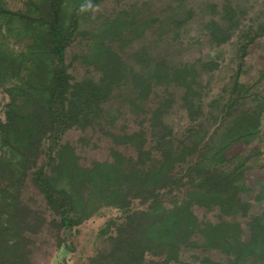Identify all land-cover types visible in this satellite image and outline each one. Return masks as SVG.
<instances>
[{
    "label": "trees",
    "instance_id": "obj_1",
    "mask_svg": "<svg viewBox=\"0 0 264 264\" xmlns=\"http://www.w3.org/2000/svg\"><path fill=\"white\" fill-rule=\"evenodd\" d=\"M104 1L29 0L13 11L0 0V86H9L10 98L0 124V264H38L43 240L62 245L69 231L104 207L123 211V221L111 223L115 235L89 264H153L146 263L148 254L178 263L182 252L197 249L224 256L202 264H264V210L249 219L246 232L236 216L250 210L242 196L248 191L243 160L229 158L233 145L258 139L262 105L234 117L202 153L205 131L190 129L176 140L166 120L169 90L183 88L181 98L193 108L190 97L201 94L203 74L217 67L215 60L178 61L175 52L170 59L166 49L191 51L203 40L219 47L241 19L224 7L220 22L215 5L186 0H130L101 16ZM197 16V40L184 44L181 32ZM10 41L23 47L17 51ZM75 48L79 52L69 59ZM75 62L92 76L76 80L69 72ZM126 114L150 116L152 135L113 136L111 160L84 167L62 143L73 128H114ZM120 145L136 155H124ZM177 167L184 176L174 174ZM175 190L183 196L166 205L164 196ZM134 200L146 207L132 209ZM194 206L218 208L223 219L200 223Z\"/></svg>",
    "mask_w": 264,
    "mask_h": 264
},
{
    "label": "rangeland",
    "instance_id": "obj_2",
    "mask_svg": "<svg viewBox=\"0 0 264 264\" xmlns=\"http://www.w3.org/2000/svg\"><path fill=\"white\" fill-rule=\"evenodd\" d=\"M27 1L29 0H6V3L9 9L17 11L22 9ZM129 1L105 0L97 9V14L101 16L110 14L130 4ZM186 3L188 5L207 3L215 5L220 14L218 16L220 22H224L222 21L224 7H232L241 22L231 39L219 47L212 48L207 41L203 40V46L201 44L191 51L188 49L177 53L174 51L176 48L166 49L172 56L170 59L174 57L175 52V56L178 55V61L184 58L186 62L191 63L198 59H203V63L208 60H215L217 63L216 70L212 75L203 74L201 94L190 97L193 99V108L181 98L183 88L173 87L169 90L171 98L167 100L173 104L166 120L174 126L173 138L176 140L188 135L187 131L190 129L198 131L201 128L205 131L207 134L201 145L202 153L212 146L211 138L219 139L218 132L223 133V127L229 125L234 117L243 113L251 114L262 105L258 139L250 145L237 143L229 151V158L236 159L238 157L239 160H243V182L248 191L244 192L242 196L247 200L246 202L250 203V210L247 216L240 212H237L236 216L247 232L249 219L264 210V198L257 200L264 191V0H186ZM199 19L198 16L195 17L194 22L182 30L181 38L184 36V40L179 38V42L183 40L184 44L195 43L193 40L202 26ZM225 25L221 24L222 31H225ZM187 34L189 35L187 36ZM251 34L253 35L251 36ZM244 43H246L245 46ZM197 45L199 44L196 43ZM10 47L19 51L23 44L10 41ZM78 52V48L70 50L68 52L69 59ZM69 72L76 80L92 76V69H87L78 62L73 64ZM8 88V85L0 86V124H4L6 121V108L10 102ZM214 102L215 106L213 107ZM149 122L150 116L137 118L126 114L116 122L114 128H97L86 131L73 128L64 134L62 143L68 144L74 149L82 166L89 167L94 162L111 160V149L115 147L112 142L113 136L132 134L142 130L146 131L147 136L152 135V131L149 130ZM155 145L153 142L149 146L154 147ZM117 149L126 156L136 155V151L127 145L117 146ZM1 153L0 150V155ZM198 155L199 153L194 157ZM236 163L237 161L229 166L233 167ZM174 174L177 177L184 176L180 167L176 168ZM187 181L186 179L185 182ZM28 188L30 193L35 195L32 186L29 185ZM182 196L183 192L178 196V191L175 190L172 194L165 195L163 199L166 205H170L175 199ZM132 204V209L146 207L139 200H134ZM193 212L200 223L218 224L223 219L218 208L206 209L194 206ZM123 217V211L104 207L81 226L69 231L67 241L62 245L57 244V241L51 237L46 238L38 251V264H89V260L106 245L107 238L115 235V228L111 223H121ZM203 259L220 261L224 260V256L212 250H186L182 252L178 263L170 264H202ZM146 263L163 264V258L148 254Z\"/></svg>",
    "mask_w": 264,
    "mask_h": 264
},
{
    "label": "clouds",
    "instance_id": "obj_3",
    "mask_svg": "<svg viewBox=\"0 0 264 264\" xmlns=\"http://www.w3.org/2000/svg\"><path fill=\"white\" fill-rule=\"evenodd\" d=\"M91 5H89V7H90Z\"/></svg>",
    "mask_w": 264,
    "mask_h": 264
}]
</instances>
